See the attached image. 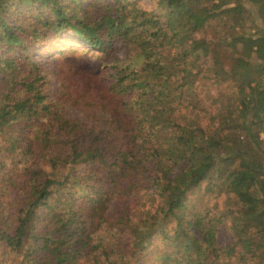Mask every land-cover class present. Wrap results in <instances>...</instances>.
<instances>
[{
  "label": "trees",
  "instance_id": "trees-1",
  "mask_svg": "<svg viewBox=\"0 0 264 264\" xmlns=\"http://www.w3.org/2000/svg\"><path fill=\"white\" fill-rule=\"evenodd\" d=\"M148 1L0 0V264H264V0Z\"/></svg>",
  "mask_w": 264,
  "mask_h": 264
},
{
  "label": "rangeland",
  "instance_id": "rangeland-1",
  "mask_svg": "<svg viewBox=\"0 0 264 264\" xmlns=\"http://www.w3.org/2000/svg\"><path fill=\"white\" fill-rule=\"evenodd\" d=\"M138 3L140 4V6L142 8H146V9L152 8V4L148 0H138ZM255 23H257V25H259V22L256 19H255ZM68 46L73 47L78 52H85L86 48L88 47L83 42L73 39L69 32L64 31V32H61L60 34L56 35L55 40L52 42L51 48L48 49L47 55H53L55 49L62 50ZM67 110L69 112V115L82 116L84 114L83 109H79V108L78 109L71 108V109H67ZM65 115L68 116L67 114H65ZM99 217H100V214L93 213V216L91 217V221L93 222V226H96L99 224V221H100ZM227 238H229V234H226L223 231H219L218 241H223ZM82 262H83V264H91L90 261L88 259H86L85 257L81 258V264H82Z\"/></svg>",
  "mask_w": 264,
  "mask_h": 264
}]
</instances>
